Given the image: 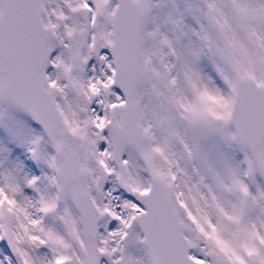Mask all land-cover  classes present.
<instances>
[{"label": "snow or ice", "instance_id": "1", "mask_svg": "<svg viewBox=\"0 0 264 264\" xmlns=\"http://www.w3.org/2000/svg\"><path fill=\"white\" fill-rule=\"evenodd\" d=\"M0 264H264V0H0Z\"/></svg>", "mask_w": 264, "mask_h": 264}]
</instances>
